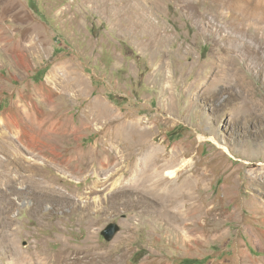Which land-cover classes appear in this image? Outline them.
Here are the masks:
<instances>
[{
    "label": "rangeland",
    "instance_id": "1",
    "mask_svg": "<svg viewBox=\"0 0 264 264\" xmlns=\"http://www.w3.org/2000/svg\"><path fill=\"white\" fill-rule=\"evenodd\" d=\"M146 152L198 183L178 235ZM184 258L264 264V0H0V264Z\"/></svg>",
    "mask_w": 264,
    "mask_h": 264
},
{
    "label": "bare ground",
    "instance_id": "2",
    "mask_svg": "<svg viewBox=\"0 0 264 264\" xmlns=\"http://www.w3.org/2000/svg\"><path fill=\"white\" fill-rule=\"evenodd\" d=\"M102 110H105V107H103ZM106 110H108V108H106ZM20 117L18 114L15 113L7 114L8 127L12 132H14L17 135L18 138H20L19 135L21 134ZM39 131L43 134L48 132V130L42 128H40ZM136 145L137 144H135L134 147ZM138 146L142 147L144 146V144L138 141ZM134 147L132 149H134ZM163 166L164 163H162V161L160 162L157 157L150 156L146 152V156H143L142 158H137L136 161L130 167L131 178L129 180L128 186L130 190L131 189L135 191H137V189H139V191L143 190L145 192L150 193L158 200H161V203L164 206V214L166 217L163 220L168 224L169 228L173 229V231L175 230L176 234L178 235L180 231L179 233H177L178 227L174 223L185 224L187 219H190L191 226H194L197 222L196 221L197 217L201 213L200 207L196 203V196L194 195L193 192L197 182L195 179V180H190L189 182L187 181L186 183L178 184L175 181V178L172 177L173 176L172 174L174 173L172 172L171 174L168 172L170 175V177H168L167 175L168 173L164 172L165 169H163ZM183 208L185 209L183 210ZM173 234L174 233H172V235ZM180 236L181 235H179V237ZM23 260L25 259L23 258ZM60 261L62 264H65L64 259ZM31 264H38V263L34 261Z\"/></svg>",
    "mask_w": 264,
    "mask_h": 264
},
{
    "label": "water",
    "instance_id": "3",
    "mask_svg": "<svg viewBox=\"0 0 264 264\" xmlns=\"http://www.w3.org/2000/svg\"><path fill=\"white\" fill-rule=\"evenodd\" d=\"M119 231V225L116 222H109L101 231L100 234L107 241L113 239L115 234Z\"/></svg>",
    "mask_w": 264,
    "mask_h": 264
},
{
    "label": "trees",
    "instance_id": "4",
    "mask_svg": "<svg viewBox=\"0 0 264 264\" xmlns=\"http://www.w3.org/2000/svg\"><path fill=\"white\" fill-rule=\"evenodd\" d=\"M203 262V259L199 258H184L182 264H200Z\"/></svg>",
    "mask_w": 264,
    "mask_h": 264
}]
</instances>
